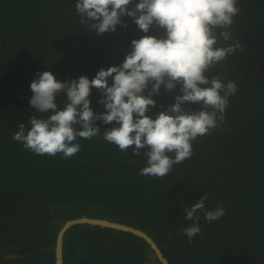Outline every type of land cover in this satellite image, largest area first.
<instances>
[{
	"label": "trees",
	"instance_id": "trees-1",
	"mask_svg": "<svg viewBox=\"0 0 264 264\" xmlns=\"http://www.w3.org/2000/svg\"><path fill=\"white\" fill-rule=\"evenodd\" d=\"M76 3L0 0V264H54L57 233L82 216L142 230L170 264H264V0H237L239 13L226 29L232 40L226 43L216 30L214 47L235 41L241 47L206 75L234 82L237 91L220 126L192 141L191 157L164 177L140 174L148 166L146 149L133 155L134 146L121 151L102 138L103 131L119 126L115 122L97 121L101 133L77 137L81 149L70 158L37 155L13 140L21 123L30 128L31 116L51 114L29 104L37 72L50 71L60 82L91 80L101 67L121 65L133 39L166 35L156 25L143 33L130 17L122 18L127 27L97 35L80 22ZM177 94L179 87L162 88L146 115L154 119ZM101 98L92 88L95 111L104 110ZM66 99V93L57 94L59 108ZM185 110L200 105L188 103ZM205 194L204 211L223 205L226 214L207 222L198 211L201 231L190 243L181 230L193 222L183 210ZM62 264L161 263L136 235L75 224L63 234Z\"/></svg>",
	"mask_w": 264,
	"mask_h": 264
},
{
	"label": "clouds",
	"instance_id": "clouds-1",
	"mask_svg": "<svg viewBox=\"0 0 264 264\" xmlns=\"http://www.w3.org/2000/svg\"><path fill=\"white\" fill-rule=\"evenodd\" d=\"M236 3L237 0H77L75 10L82 18L80 22L97 35L115 32L117 25L127 27L123 17H130L143 33L156 25L166 35L133 39L131 51L121 65L101 67L91 80L81 76L60 82L50 71L37 72L30 84L29 104L39 113L51 114L46 118L31 116L30 128L21 123L13 140L37 155L62 153L70 158L81 149L75 142L77 137L91 139L99 135L97 121L105 125L115 122L119 126L103 131L102 138L121 151L134 146L133 155L146 149L148 166L140 174L166 176L174 164L191 157L192 141L220 126L228 98L237 91L234 82L225 84L219 76L206 75L241 47L239 41L214 47L218 29L226 43L232 40L226 29L239 13ZM177 87L180 94L173 104L154 119L146 115L157 106L153 97L162 88L172 92ZM92 88L102 93L98 103L103 111L91 107ZM61 92L67 96L62 109L56 103ZM188 103L200 105V110L186 111ZM205 199L206 194L183 210L184 219L193 222L181 230L190 243L201 231L197 213L204 211ZM225 214L223 205H219L215 210L204 211V218L213 222Z\"/></svg>",
	"mask_w": 264,
	"mask_h": 264
},
{
	"label": "water",
	"instance_id": "water-1",
	"mask_svg": "<svg viewBox=\"0 0 264 264\" xmlns=\"http://www.w3.org/2000/svg\"><path fill=\"white\" fill-rule=\"evenodd\" d=\"M75 224H91V225H96L104 228H111V229H117L121 231H125L128 233H131L133 235H136L140 238H142L148 245L153 253V255L156 257V259L161 263V264H170L168 260L164 257L162 252L160 251L159 247L157 244L154 242V240L149 237L145 232H143L140 229H136L134 227H131L129 225L123 224V223H118L114 222L109 219H100V218H89L86 216H82L79 218L75 219H70L64 223L62 228L59 230L56 236V241H55V250H54V255H55V261L54 264H62V238L63 234L65 231L72 225Z\"/></svg>",
	"mask_w": 264,
	"mask_h": 264
}]
</instances>
